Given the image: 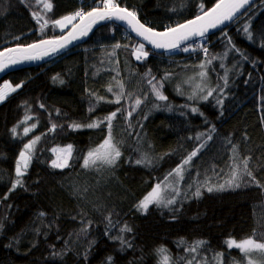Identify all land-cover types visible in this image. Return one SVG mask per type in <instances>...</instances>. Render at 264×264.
<instances>
[{"label": "trees", "instance_id": "trees-1", "mask_svg": "<svg viewBox=\"0 0 264 264\" xmlns=\"http://www.w3.org/2000/svg\"><path fill=\"white\" fill-rule=\"evenodd\" d=\"M49 2L51 11L36 0H0V51L58 38L72 25L62 32L53 20L91 11L102 0ZM217 2L116 0L156 31L195 19L201 4L208 10ZM34 12L43 17L40 23ZM44 20L49 23L41 30ZM140 43L112 22L57 61L12 72L1 82L22 87L0 102V264H107L108 257L111 264H160L162 247L170 254L169 264H247L244 254L225 241H241L254 232L258 241L264 238V188L248 177L239 188L226 183L236 145L241 159L251 157L249 167L264 185V0H256L227 28L186 45L188 51L180 50L184 46L156 53L145 46L148 57L137 60L133 51ZM152 77L153 84L163 82L160 90L167 100L156 98L148 83ZM118 82L124 84V96L119 104L109 103L120 91ZM209 89L215 91L204 100ZM136 98L142 101L139 107ZM117 109L112 134L121 157L114 167H83V158L104 141L107 129L103 123L78 130L70 125L103 120ZM37 136L23 186L12 190L19 153ZM201 144L176 183L178 178L168 174ZM68 145L69 166L53 168L57 155L52 149ZM143 157L150 163H135ZM166 177L179 195L171 190L165 195L176 202L150 205L147 213L137 210ZM220 185L224 189L216 190ZM124 225L131 231L121 232ZM197 241L204 244L189 252ZM250 256L254 264H264L261 253Z\"/></svg>", "mask_w": 264, "mask_h": 264}, {"label": "snow or ice", "instance_id": "snow-or-ice-1", "mask_svg": "<svg viewBox=\"0 0 264 264\" xmlns=\"http://www.w3.org/2000/svg\"><path fill=\"white\" fill-rule=\"evenodd\" d=\"M37 3H42L43 8L47 11H51L52 4L49 0H36ZM252 3V0H218L214 7H211L208 10H204V5H200V14L196 15L195 19L188 20L185 23L178 24L175 27H168L165 31H156L152 27L146 26L145 23H142L137 16L135 11H131L125 7H121L116 0H102L100 7H93L91 11H76L74 14L66 15L60 19H55L52 21L54 26H58L61 31L67 28L69 25H72V30L68 32L66 36H60L54 39H43L37 43H32L30 45L24 47H13L5 49L4 51H0V72H3L10 65L18 64L24 60H37L42 59L44 56L49 55L50 53H55L59 49L67 46L71 40L77 39L80 36H86L88 32L92 29L93 25L97 24L100 21L104 20H117L124 22L133 32L136 33L137 36L141 37L144 41H147L148 44L152 45L155 48H166V49H176L180 48V44L184 41L189 40L192 37H204L209 29H215L220 25H223L225 22H230L234 18L237 17V13H241L242 9L246 10L247 6ZM33 16L36 18L37 23L43 19V17L38 13L34 12ZM79 18V23H74V21ZM49 23L48 20H44L43 24H41V30ZM245 32H248V27L246 26L244 29ZM248 38L251 39V33H248ZM116 47H120L119 44ZM182 51H188V47L180 49ZM205 55H207V48L203 49ZM133 54L137 60H141L142 58H147L149 53L145 51V45L140 43L134 49ZM243 55V53H241ZM211 62L210 60L208 61ZM200 67L203 69L205 67L204 64H201ZM150 75V70H149ZM202 78L207 74L206 72H201L199 74ZM166 78V77H165ZM155 80V77H152L148 83L152 84V91L155 96L159 100H167V97L163 95L160 89L163 88V82L159 81L157 84H153L152 81ZM63 83V81H61ZM225 83H227V78L225 77ZM17 87H22V85H17L16 87H12L10 84H5L2 89H0V102H3L6 99L7 92L5 90H10L15 92ZM118 87L120 89L119 93H113L115 96V100L107 101L109 103L119 104L121 99L124 96V84L123 82H118ZM201 91L204 89L197 85ZM109 92H112V87L109 86ZM215 89H209L207 94L203 97L204 100H207L208 97L212 96ZM191 98V97H189ZM98 100H104V97H99ZM142 103L141 99H135V107H139ZM218 104H222V100H217ZM40 107H44L40 105ZM94 107H90L89 111H93ZM120 109L111 112L108 116H106L103 120H96L87 125L72 123L70 127L73 130H78L84 127L87 128H98L103 123L107 129V136L104 141L96 148L90 150L87 153V156L83 158V167L85 168H98L99 166H109L114 167L121 157V150L114 142L113 134H112V121L117 116V113ZM193 112L197 111V109H192ZM59 114V112H57ZM132 113L128 112L127 116L131 117ZM26 119H31V117H26ZM262 123H264V117H262ZM35 127V125H33ZM57 125L53 124L51 126L50 131H55ZM12 133H16L17 129L13 127L11 129ZM30 131L29 128L24 129V134L27 135ZM212 131H215L213 128ZM211 135L207 136V139L210 140ZM40 140V137L37 136L32 139L29 143H26L23 146V150L19 153V159L16 162L15 166V175L16 180L12 185V190H15L17 186H23V180L21 179L25 174L32 160V154L35 151V145ZM231 143V141H229ZM204 145L201 144L200 147L193 150L184 160L183 163L175 168L174 172L169 173V176H175L177 179L176 183H179V180L183 179V172L185 170V166L189 165L192 161L193 157L197 155ZM52 152L57 155V158L52 161L51 166L53 168L63 169L69 166V160L72 155V145H68L66 148H53ZM233 163H232V172L230 175V179L226 181L229 187L239 188L241 187V182L245 177L249 178L250 183H254L256 186L264 188V185H261L259 180L256 179L253 171L249 167V162L251 157H245L243 159L239 156L238 146L233 145ZM150 161L147 160V157H143L142 159H137L135 161L136 164H142ZM224 185H220L216 190H223ZM171 190L172 193L179 195V191L176 187L173 186L172 183L168 182V178L166 177L163 184L157 183L155 187L149 192L137 205L136 208L139 211L147 213V210L150 205H156L157 207H168L174 204L175 198L173 196L165 195L166 192ZM213 187H207L208 192H212ZM194 195L199 197L201 195V191L199 187H197ZM5 199L7 196L4 197ZM41 216L44 213H40ZM111 223L110 217L108 218ZM90 223V222H89ZM82 231H87V228H83ZM121 232L131 231L127 225H124L123 228L120 229ZM256 233L254 232L252 236L246 237L241 241H237L233 238H229L225 241L227 247L229 249L236 248L239 249L241 253L244 254L247 259V264H254L250 254L254 251L261 253L264 255V238L258 241L256 238ZM119 239L122 244H125L126 241L122 239V237H115ZM204 244V241H197L195 244L191 245L188 248L189 252L195 253L197 249ZM160 256L162 257L160 264H169L170 254L168 250L165 248H160L158 250ZM63 252H54V256H62ZM222 253L218 254L217 259L222 257ZM86 258V254H85ZM112 257L107 258V264H111ZM187 264H193L192 260H188ZM233 264H236L234 261Z\"/></svg>", "mask_w": 264, "mask_h": 264}, {"label": "water", "instance_id": "water-1", "mask_svg": "<svg viewBox=\"0 0 264 264\" xmlns=\"http://www.w3.org/2000/svg\"><path fill=\"white\" fill-rule=\"evenodd\" d=\"M256 0H252V3L250 5L247 6V9L244 10L242 9L241 12L244 14L254 3ZM242 14V15H243ZM241 13H237V17L234 18L232 21L230 22H225L223 25H220L219 27L215 28V29H209L208 32L205 34L204 37H192L187 41H184L180 44V48L194 42L197 41L199 39L211 36L225 28H227L228 26H230L231 24H233L234 22H236L241 16ZM141 21V20H140ZM112 22H119L122 24V26L126 29V31L135 39H137L138 41H140L142 44H144L146 47L150 48L152 51L156 52V53H167V52H171L174 50H177L179 48L176 49H166V48H155L152 45L148 44L147 41H144L141 37L137 36L135 32H133L131 30V28H129L124 22L122 21H117V20H104V21H100L97 24L93 25L92 29L88 32V34L86 36H80L77 39L71 40L70 43L67 44L66 47L59 49L57 52L55 53H50L47 56H44L42 59H37V60H24L18 64L15 65H10L8 68H6L3 72H0V84L3 81V79L10 73L18 71V70H23V69H27V68H34V67H39L41 65H45L51 62H55L57 61L59 58L63 57L64 55L68 54L71 50L75 49L76 47L83 45L85 42L88 41V39L101 27L108 25L109 23ZM79 23V21L77 22ZM143 23V22H142ZM147 26V25H146ZM72 30V27L70 28L69 31ZM67 31L64 35L62 36H66L68 34ZM13 47H24V46H13ZM13 47H9V48H13ZM8 49V48H7ZM4 51V50H3Z\"/></svg>", "mask_w": 264, "mask_h": 264}, {"label": "rangeland", "instance_id": "rangeland-1", "mask_svg": "<svg viewBox=\"0 0 264 264\" xmlns=\"http://www.w3.org/2000/svg\"><path fill=\"white\" fill-rule=\"evenodd\" d=\"M98 3H99V2H97L96 4L99 5ZM74 22H75V21H74ZM70 26H71V25H69V26H68L67 28H65L63 31L67 30ZM58 28H59V27H58ZM59 29H60V28H59ZM60 31H61V29H60ZM63 31H62V32H63ZM5 84H10L12 87H14V85H13L10 81H5V82H3L2 84H0V89H2V88L4 87ZM5 91L7 92V96H8L10 93H12V91H10V90H5ZM7 96H6V97H7ZM59 148L62 149V148H66V147H59ZM56 158H57V156H56ZM174 179H175V177H174ZM176 180H177V179H176ZM176 180H175V181H176ZM254 252H256V251H254Z\"/></svg>", "mask_w": 264, "mask_h": 264}]
</instances>
